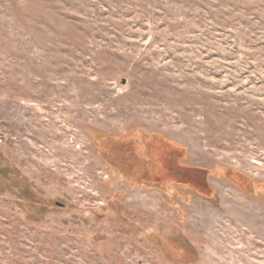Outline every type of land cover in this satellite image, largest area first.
I'll return each mask as SVG.
<instances>
[{
	"label": "rangeland",
	"instance_id": "rangeland-1",
	"mask_svg": "<svg viewBox=\"0 0 264 264\" xmlns=\"http://www.w3.org/2000/svg\"><path fill=\"white\" fill-rule=\"evenodd\" d=\"M0 264H264V0H0Z\"/></svg>",
	"mask_w": 264,
	"mask_h": 264
}]
</instances>
